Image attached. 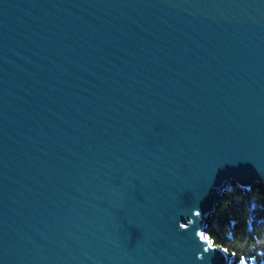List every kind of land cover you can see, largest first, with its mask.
Returning <instances> with one entry per match:
<instances>
[{"label": "water", "instance_id": "1", "mask_svg": "<svg viewBox=\"0 0 264 264\" xmlns=\"http://www.w3.org/2000/svg\"><path fill=\"white\" fill-rule=\"evenodd\" d=\"M258 183L264 0H0V264H227Z\"/></svg>", "mask_w": 264, "mask_h": 264}, {"label": "trees", "instance_id": "2", "mask_svg": "<svg viewBox=\"0 0 264 264\" xmlns=\"http://www.w3.org/2000/svg\"><path fill=\"white\" fill-rule=\"evenodd\" d=\"M204 232L228 255L227 264H264V186L240 189L230 185L219 197Z\"/></svg>", "mask_w": 264, "mask_h": 264}, {"label": "rangeland", "instance_id": "3", "mask_svg": "<svg viewBox=\"0 0 264 264\" xmlns=\"http://www.w3.org/2000/svg\"><path fill=\"white\" fill-rule=\"evenodd\" d=\"M240 264H255V263H253L252 261H250V262L241 261Z\"/></svg>", "mask_w": 264, "mask_h": 264}]
</instances>
